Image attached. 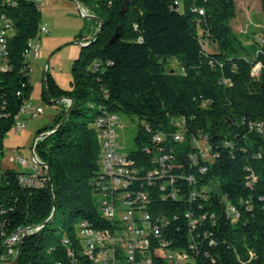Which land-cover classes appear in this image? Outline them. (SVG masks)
<instances>
[{
	"label": "trees",
	"instance_id": "trees-1",
	"mask_svg": "<svg viewBox=\"0 0 264 264\" xmlns=\"http://www.w3.org/2000/svg\"><path fill=\"white\" fill-rule=\"evenodd\" d=\"M79 1L102 24L95 38H88L84 17L77 37L86 43L73 62L70 88L51 73L47 77L51 98L68 97L72 103L63 124L58 126L69 104L60 101L53 121L37 131L38 136L53 130L36 146L48 164L45 184H22L24 168L0 173V261L13 264L6 237L32 227L17 264H102L87 252L77 227L83 220L98 229L111 226L93 180L102 165L96 122L114 112L138 119L135 147L126 152L134 165L146 171L159 164L160 154L170 155L166 165L182 196L174 198L168 187L142 179L130 186L147 193L146 209L162 224L160 239L188 251L194 264H264V39L248 51L232 21L239 15L237 0ZM261 4L264 13V0ZM40 6V0H0V14L14 26L11 68L0 80L2 149L4 134L33 87L24 50L40 27ZM179 132L183 138L176 139ZM200 144L209 156L199 152ZM160 239L154 237L151 263L140 257L130 262L121 254L115 264H169L155 252Z\"/></svg>",
	"mask_w": 264,
	"mask_h": 264
},
{
	"label": "built area",
	"instance_id": "built-area-1",
	"mask_svg": "<svg viewBox=\"0 0 264 264\" xmlns=\"http://www.w3.org/2000/svg\"><path fill=\"white\" fill-rule=\"evenodd\" d=\"M81 11L84 17L92 14L90 13L91 10L89 12L83 6H81ZM13 27L12 20L4 13L0 14V80L2 73L11 68L9 37L12 34ZM48 32V27L40 24L36 35L28 40L24 57L30 63V73L33 69L31 60L39 58L41 55L40 38ZM81 42L86 43V41ZM257 69L256 67L254 72ZM65 100L68 104L71 102L69 98H65ZM41 112H43V107L32 108L29 99L24 100L15 115L13 127L17 131L20 130L26 123L24 115L36 117ZM118 120L119 115L117 113L109 112L96 122L102 138V165L93 180V184L102 213L106 219L111 221V226L98 229L83 220L79 223L77 232L85 240L87 252L96 263L115 264L120 260L121 254H123L122 257L125 260L130 262L138 261L137 257H140L139 262L151 263L153 258L149 251L151 246L154 245V237L155 240L161 238L162 224L154 220L151 213L146 209L147 204L144 201L148 199L147 193L130 189L131 183L133 180L136 182L141 179L147 180L149 183H157L162 189L168 187L167 194L174 198L182 196V192L179 188L174 187L176 176L170 172L172 166L166 165L170 155L160 154L157 157L159 164L156 163L152 168L143 171L140 167L134 165L133 160L128 157L126 152L120 151L116 132ZM43 136V134L36 136V143ZM175 137L181 139L183 134L179 132ZM155 139L161 141L163 137L157 134ZM2 150L0 146V153ZM199 152L203 156H209V149L204 144H200ZM197 156L196 153L191 154V157L195 160H197ZM12 160L19 161V164L28 170V172L19 175L22 184L28 186H43L45 184V178L42 176L44 165L39 163L42 160L39 158L37 151L36 157H32L31 160L20 153L12 157ZM202 170H205V167H202ZM192 179V176L188 177V181ZM203 190L205 191V189ZM195 194H197V191L193 190L190 191L189 195L194 197ZM229 208L236 213L235 206L231 205ZM190 223L191 225L195 224V220H191ZM36 228H39V226ZM32 229V227H19L16 231L10 233L5 239L8 253L15 255L23 235ZM155 252L159 256L167 258L169 264H194L193 256L188 251L180 248L173 249L169 247L167 241L162 239L158 244H155Z\"/></svg>",
	"mask_w": 264,
	"mask_h": 264
},
{
	"label": "rangeland",
	"instance_id": "rangeland-1",
	"mask_svg": "<svg viewBox=\"0 0 264 264\" xmlns=\"http://www.w3.org/2000/svg\"><path fill=\"white\" fill-rule=\"evenodd\" d=\"M40 3L41 24H45L49 32L44 33L40 38V57L31 60L33 87L29 96V103L32 108L43 107V112L36 117L24 115L26 123L20 130L17 131L15 127H12L5 132L3 150L0 153V173L6 168L21 169L19 161L12 160V157L19 153L29 160L32 159V145L37 136V131L51 123L62 109L61 102H50L44 96L45 71L48 67L49 72L61 87L70 88L72 65L81 46V37H77V34L84 25V16L80 13L76 0H40ZM237 4L239 6L238 14L243 24L240 28L239 25L241 24L236 23L234 26L238 36L247 45L248 51L253 53L252 43L259 47L264 39V13L261 0H237ZM81 6L88 11L91 10L86 4H81ZM232 21L234 23V19ZM99 25L97 20L88 17L84 29L85 36L93 37L98 31ZM170 65L174 66L177 72H182V68L176 60L171 59ZM63 101L68 105L67 100L64 99ZM137 131V117L119 115L116 132L120 151L128 152L135 147L134 139ZM0 264H10V262L1 260Z\"/></svg>",
	"mask_w": 264,
	"mask_h": 264
},
{
	"label": "water",
	"instance_id": "water-1",
	"mask_svg": "<svg viewBox=\"0 0 264 264\" xmlns=\"http://www.w3.org/2000/svg\"><path fill=\"white\" fill-rule=\"evenodd\" d=\"M76 2H77V5H78V7H79L80 13L82 14L80 1H79V0H76ZM88 17H90V18H94V19H96L97 21H99L100 25L102 24L101 19H100L99 17H96V16L93 15V14L88 15ZM97 32H98V31H96V33L94 34L93 38H95V36L97 35ZM116 36H117V33H115L114 38H115ZM79 42H80V41H79ZM82 44H83V43L80 42V45H82ZM49 73H50V72H49V69H48V67H47V69H46V71H45V83H44V86H45V88H46V95H47L49 101H50V102H60V101L64 100L65 98H68V97L51 98L50 93H49V91H48V89H47V77H48ZM69 99L71 100V102L69 103V106H68V108H67V112H66L65 116L63 117L62 121L60 122V124H59L58 126H60L61 124H63V123L65 122V120H66V118H67V116H68V114H69L70 107H71V103H72V99H71V98H69ZM52 131H53V130H52ZM52 131H47V132L42 133V134L45 135V134H48V133H50V132H52ZM32 157H33V158L36 157V139H35V141L33 142V145H32ZM39 163H41L42 165L48 167V164H47L46 162L40 161ZM23 239H24V235H23L22 240H21V242H20V244H19V246H18L17 252H16V254H15V256H14L13 264H17L18 257H19V252H20V249H21V246H22Z\"/></svg>",
	"mask_w": 264,
	"mask_h": 264
},
{
	"label": "crops",
	"instance_id": "crops-1",
	"mask_svg": "<svg viewBox=\"0 0 264 264\" xmlns=\"http://www.w3.org/2000/svg\"><path fill=\"white\" fill-rule=\"evenodd\" d=\"M235 19V21H234V25H236V23L237 24H241V25H239V28H240V26H242V24H243V21H242V19H241V17L239 16V15H237L236 16V18H234ZM45 25V24H44ZM242 30V29H241ZM63 101V100H62ZM23 167L21 166V169H22Z\"/></svg>",
	"mask_w": 264,
	"mask_h": 264
}]
</instances>
